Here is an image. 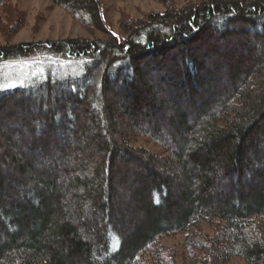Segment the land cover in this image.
Segmentation results:
<instances>
[{
    "label": "trees",
    "instance_id": "obj_1",
    "mask_svg": "<svg viewBox=\"0 0 264 264\" xmlns=\"http://www.w3.org/2000/svg\"><path fill=\"white\" fill-rule=\"evenodd\" d=\"M50 1L104 37L0 45V264H176L178 234L264 264V0H154L119 34Z\"/></svg>",
    "mask_w": 264,
    "mask_h": 264
},
{
    "label": "rangeland",
    "instance_id": "obj_2",
    "mask_svg": "<svg viewBox=\"0 0 264 264\" xmlns=\"http://www.w3.org/2000/svg\"><path fill=\"white\" fill-rule=\"evenodd\" d=\"M188 0H174L181 6ZM103 17L108 28L116 34L120 33L119 19L123 15L140 17L148 12L163 11L164 7L154 0H102ZM7 9L15 10L18 18L23 19L22 26L15 32L11 29L16 22L12 16L9 20L1 13L3 26L0 29V45L15 44L23 41L57 40L66 38H103L104 34L98 30L86 29L66 10L53 6L50 0H7ZM12 15V13H10ZM31 64V63H30ZM29 65L25 64L24 66ZM12 64L2 66L10 68ZM22 64L20 68L24 67ZM132 145L144 147L150 152L163 154V150L146 137H137ZM204 232L211 233V228L204 223ZM183 234L163 237L161 244L173 248L176 264H191L182 252ZM227 264H247L241 258H232Z\"/></svg>",
    "mask_w": 264,
    "mask_h": 264
}]
</instances>
